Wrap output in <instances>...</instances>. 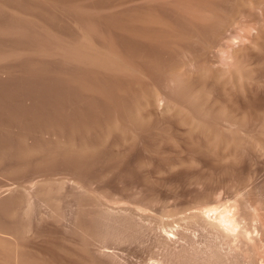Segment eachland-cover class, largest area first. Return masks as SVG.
I'll use <instances>...</instances> for the list:
<instances>
[{
    "label": "rangeland",
    "instance_id": "rangeland-1",
    "mask_svg": "<svg viewBox=\"0 0 264 264\" xmlns=\"http://www.w3.org/2000/svg\"><path fill=\"white\" fill-rule=\"evenodd\" d=\"M30 1L52 5L77 47L87 35L106 63L135 74L111 67L130 100L112 114L116 130L91 171L0 169V201L16 199V219L0 210V264H264V0ZM65 5L101 25L78 21ZM5 7L42 21L35 10ZM109 16L124 24L106 27ZM211 19L213 30L199 28ZM119 33L143 50L122 44ZM64 48L37 57L54 62ZM75 61L94 63L93 54Z\"/></svg>",
    "mask_w": 264,
    "mask_h": 264
},
{
    "label": "bare ground",
    "instance_id": "bare-ground-1",
    "mask_svg": "<svg viewBox=\"0 0 264 264\" xmlns=\"http://www.w3.org/2000/svg\"><path fill=\"white\" fill-rule=\"evenodd\" d=\"M7 3L23 10H35L42 17L41 23L35 18L9 11L5 7ZM262 5L256 8L258 12L263 9ZM63 9L82 23L90 18L87 12L78 7L65 5ZM90 20L95 26L101 25L92 18ZM211 21L199 28L206 32L213 30L216 23L212 19ZM114 24L123 25L124 22L117 16L105 21L106 27ZM60 33L67 36L66 40ZM75 35L71 24L61 20L52 5L33 3L30 0L0 2V169L8 175L46 173L57 168L72 167L91 171L93 165L95 166L106 153L105 138L110 131L116 130L111 122V116L124 102L130 100L126 93L120 95L117 91L120 76L110 75L109 72L112 71L111 67L115 66L118 74L132 75L133 78L135 71L119 61L110 63V60L106 63L109 56L99 57L101 54L91 45L87 35L83 36L85 46L77 47V43L74 42ZM117 39L133 49L143 50L142 47L145 46L128 33H119ZM58 46L66 47L64 48L66 50L58 59L52 58L55 59L54 62L43 61L37 57L54 53ZM146 47L154 63V57L158 53L157 47L152 45ZM73 53L93 54L94 63L76 61L73 63L75 58V55L72 56ZM117 63L122 65L118 66ZM101 71H105L107 77L100 78L98 73ZM126 114L141 125L143 119L134 115L132 110L128 109ZM45 133L54 135L47 137ZM55 135L59 137L55 138ZM29 139H32L31 143L28 142ZM15 200L14 196H10L0 201V210L13 219H16V215L11 213V204ZM205 219L207 218L204 217L202 220L203 224L206 222ZM228 219L225 221H229ZM237 219L235 222L230 220L231 223H235L231 225H234V230L237 229L235 225L237 226L239 222ZM218 221L220 226L222 219ZM206 224H211V221H207ZM216 224L214 225L217 226ZM245 232L249 233V230ZM214 263V259L209 257L206 261H195L194 264Z\"/></svg>",
    "mask_w": 264,
    "mask_h": 264
}]
</instances>
